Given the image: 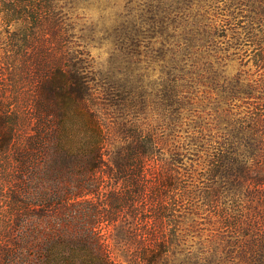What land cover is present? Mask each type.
Wrapping results in <instances>:
<instances>
[{
  "label": "trees",
  "instance_id": "16d2710c",
  "mask_svg": "<svg viewBox=\"0 0 264 264\" xmlns=\"http://www.w3.org/2000/svg\"><path fill=\"white\" fill-rule=\"evenodd\" d=\"M20 8L41 19L40 3L2 10L15 17ZM216 10L231 27L227 46L249 48L258 77L226 79L200 52L218 23L204 13L193 23L183 19L185 45H197L201 61L169 71L164 108L210 105L217 122H193L176 144L174 124L143 129L123 117L98 118L87 107L92 93L82 67L46 66L42 40L34 42L20 73L30 87L22 118L35 124L17 131L21 113L0 100V192L7 189L0 201L13 217L0 264H264V0H227ZM7 37L4 73L20 42ZM195 85L205 87L201 98L190 95ZM241 103L246 109L238 111ZM195 159L202 160L198 184L189 178ZM193 196L211 207L217 231L200 254L183 242Z\"/></svg>",
  "mask_w": 264,
  "mask_h": 264
},
{
  "label": "rangeland",
  "instance_id": "374dc122",
  "mask_svg": "<svg viewBox=\"0 0 264 264\" xmlns=\"http://www.w3.org/2000/svg\"><path fill=\"white\" fill-rule=\"evenodd\" d=\"M38 1L0 0V100L7 104V110L21 113L17 123V131L21 133L35 124L34 119L27 122L22 118L23 112L30 111H26L23 106L30 87L20 70L23 58L27 54H33L34 47L37 46L34 42L37 40H42V47L46 51L47 58H42L44 62L41 59L46 66H51L52 61L68 69L66 64L73 61L78 67H82L90 87L89 92L92 93L87 107L98 118L118 122L123 117L139 124L143 129L161 123L174 124L177 132L171 139L173 144L177 140H183V128H191L193 122L200 120L207 128L217 122L215 115L208 114L210 105L195 104L191 111H188L189 107L184 110L176 105L169 111L164 108L163 98L168 91L169 71L175 73L182 64L191 68L193 63L201 61L196 53L197 45L192 48L185 45L183 19L193 23L198 15L204 13L208 16L207 19H215L218 23L213 24L214 34L207 39V45L200 52L204 51L206 57L211 56L214 65L226 79L240 77L253 80L258 77L256 68L246 55L250 49L246 47L245 54L238 48L227 46L226 40L231 41V27L218 20L221 19V14L216 10L224 8L227 0ZM39 3L43 6V10L38 12L41 19L34 18L35 14L30 9L20 8L23 12L15 17L6 16L9 13L5 14L2 10L14 5H28L31 8ZM233 29L240 30L236 26ZM34 33L38 35L35 36ZM8 34L15 37L17 35L20 42H13L15 47L9 53V61L13 63L12 70L4 73L2 68L6 65L3 55ZM19 43L26 44L27 48L21 47ZM186 54L185 60L181 61ZM195 86L190 95L196 96V99L201 98L205 87ZM111 98L114 103L120 100V104L113 106ZM246 106L247 103H241L237 110L243 111ZM180 112L184 114L181 119L182 128L178 129L176 116ZM161 130L167 132L165 127L158 129ZM200 161L202 160L195 159L189 171L190 180L196 184L202 177L199 175L202 165ZM189 164L190 160L185 159V167ZM6 190L4 188L2 193ZM253 196L255 202L257 195ZM197 199L199 198L193 196L188 206V217L183 225L188 229H185L183 242L200 254V251L204 253L211 248L210 239L216 228L211 223L213 216L209 215L211 207ZM10 215L9 208L0 201V240L11 230L13 217Z\"/></svg>",
  "mask_w": 264,
  "mask_h": 264
}]
</instances>
